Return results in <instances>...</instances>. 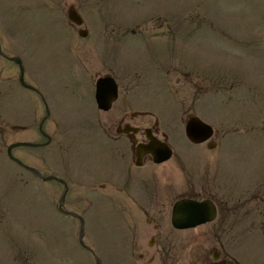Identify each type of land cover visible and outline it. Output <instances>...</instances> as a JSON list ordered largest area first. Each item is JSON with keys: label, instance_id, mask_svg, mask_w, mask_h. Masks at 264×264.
I'll list each match as a JSON object with an SVG mask.
<instances>
[{"label": "rangeland", "instance_id": "1", "mask_svg": "<svg viewBox=\"0 0 264 264\" xmlns=\"http://www.w3.org/2000/svg\"><path fill=\"white\" fill-rule=\"evenodd\" d=\"M72 7L84 17L85 39L67 19ZM0 39L39 94L18 86L17 68L0 58V264H96L79 248L76 220L54 213L62 188L36 180L7 156L12 143L43 141L28 125L45 116L43 100L46 128H55L51 145L13 154L65 177L70 199H90L82 209L89 214L86 241L102 264H131L132 237L119 207L84 187L92 177L107 189L111 180L120 189L135 190L137 182L152 189L164 182L158 173L170 170L201 177L198 183L222 199L256 192L264 154V0H0ZM99 65L114 72L122 99L129 94V105L152 114L145 123L158 122L180 163L138 168L127 140L110 144L97 132L89 73L95 84L106 70ZM194 115L214 128L215 149L187 140L185 123ZM247 208L254 213L255 202ZM231 247L243 260L263 264L260 230L241 232Z\"/></svg>", "mask_w": 264, "mask_h": 264}, {"label": "flooded vegetation", "instance_id": "2", "mask_svg": "<svg viewBox=\"0 0 264 264\" xmlns=\"http://www.w3.org/2000/svg\"><path fill=\"white\" fill-rule=\"evenodd\" d=\"M159 18L163 17L160 15ZM138 26L139 23H136L133 24L131 28L134 29ZM140 31L144 32V30ZM88 34L87 30L86 37H88ZM2 59L14 64L5 57ZM99 66L105 67L103 65ZM105 68V72H101V75H98L96 80L109 76L116 81L113 76L114 72H112L108 66ZM2 72L3 71H1L0 76ZM89 74L92 78L93 88L95 85L93 77L95 75L94 73ZM18 77L20 78V71L16 78ZM116 84L118 87V98L108 111H102L97 108L93 100L92 89L91 98L93 108L94 111L96 110V116L100 118L96 121L94 127L97 129L98 133L102 131L103 137L107 139L110 144H118L124 139L127 140L131 151V164L136 166L138 145H140L143 150V148L150 143L149 137L157 138L161 142L166 143H168V140L167 137L160 134L157 128V122L151 125L145 123V120L151 116L150 113L135 110L128 104L129 94L127 95V99H122V91L124 90L119 86L117 81ZM28 85L33 88L31 83H28ZM32 88L23 89L37 94L36 91L33 90L34 88ZM116 104H119V106L116 110H113ZM140 117L144 119L140 120ZM93 122L94 118L92 117V124ZM37 124L38 114L35 119V124H32L33 133L35 135L37 133ZM105 124L110 125L106 126ZM261 131L263 134L264 120L261 122ZM261 138H263V135ZM263 155L264 154H262L261 157L260 170L255 182L256 192L247 197L240 196L237 201H233L231 197L222 199L211 187L199 184L197 178L202 183L201 177L184 178L183 174L174 176L170 170H161L158 173L164 179L161 188L156 186L149 189L145 187L146 182H137V188L135 190L131 189V184L120 189L117 186H113V180H111L110 188L107 189L104 188L102 184L95 183L93 177L91 181L84 184V187L102 194V196H97L95 198L103 197L117 208L119 207L124 225L128 230V234H131L132 237L131 239L128 237V247L130 250L129 263L131 264H138V262L141 260L143 261L145 257H147V259L144 260L142 264H154L156 261L158 264H260L258 261H256V263H250L240 258V256L233 251L231 241L233 237H238L241 232L251 234L255 229L260 230L264 235ZM179 160L180 159H178L173 149L172 158L164 163H154L153 157L147 154L141 161L142 165L136 167L143 168L148 164L163 165L171 161L179 162ZM48 173L54 175L55 171H48ZM189 173L196 174L195 172ZM55 176L62 179L68 187L66 205L69 208H80L81 210L79 209L78 211L77 209L76 211H78L86 224L89 214L82 209L84 203H87L88 206L92 204L90 199L88 198L87 201H84V196L82 194L80 196L74 195L70 199L71 192L69 182H67L66 178L63 176ZM48 184L51 187H60L63 191L65 190V187L57 181L52 180ZM103 189L108 190L109 193L106 191L104 192ZM184 199L197 202L202 200L207 201L209 204L216 207V218L212 222L194 229H176L172 224L174 208L177 202ZM81 201H83V203H81ZM249 201L255 202L254 213L247 208ZM55 203L54 201V204ZM57 211V214L64 216L60 208L57 207ZM247 221L249 222L247 223ZM125 242H127V237ZM85 245L86 248H84V251L94 254L93 249L88 245L87 241ZM262 262L264 264V260Z\"/></svg>", "mask_w": 264, "mask_h": 264}, {"label": "water", "instance_id": "3", "mask_svg": "<svg viewBox=\"0 0 264 264\" xmlns=\"http://www.w3.org/2000/svg\"><path fill=\"white\" fill-rule=\"evenodd\" d=\"M70 19L74 21L77 24H80L78 17L74 12L70 13ZM117 98V88L113 80L110 78L100 79L97 83L96 88V99L97 103L100 108L102 109H109L110 105L113 101H115ZM186 135L187 137L194 143H200L212 136V129L204 124L202 121L198 120L197 118H191L186 126ZM22 146H33L32 144L27 143H18L14 144L9 147L8 154L12 160H14L16 163H18L20 166L25 167L29 171L35 172L32 168L25 166L20 160L14 158L12 156V150L16 147H22ZM155 152V150H152L150 148L149 152ZM170 150L165 149L164 153L162 152L161 156H159L158 162H162L167 160L170 157ZM192 208L194 209V212L191 213V216L188 218L185 217H177L175 219V222H177V226L180 228H185L189 226H195L197 224L203 223L208 219L204 218L203 214L204 212V205L201 204H192ZM83 236V227L81 229V237ZM100 264V263H98Z\"/></svg>", "mask_w": 264, "mask_h": 264}]
</instances>
